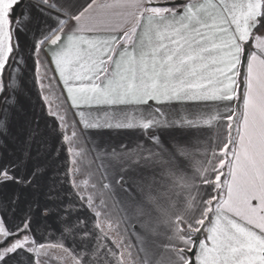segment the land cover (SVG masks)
Wrapping results in <instances>:
<instances>
[{
    "label": "snow or ice",
    "instance_id": "6c2138e0",
    "mask_svg": "<svg viewBox=\"0 0 264 264\" xmlns=\"http://www.w3.org/2000/svg\"><path fill=\"white\" fill-rule=\"evenodd\" d=\"M0 264H264V0H0Z\"/></svg>",
    "mask_w": 264,
    "mask_h": 264
},
{
    "label": "trees",
    "instance_id": "16d2710c",
    "mask_svg": "<svg viewBox=\"0 0 264 264\" xmlns=\"http://www.w3.org/2000/svg\"><path fill=\"white\" fill-rule=\"evenodd\" d=\"M49 101L52 104L53 107H56L58 104L62 102V97L60 96V90L56 89L51 96H49ZM111 203V201H110ZM113 211H116L115 208H113ZM121 227L123 229H127L128 233H131L130 230L128 229L126 223L122 224Z\"/></svg>",
    "mask_w": 264,
    "mask_h": 264
},
{
    "label": "crops",
    "instance_id": "0c3cea01",
    "mask_svg": "<svg viewBox=\"0 0 264 264\" xmlns=\"http://www.w3.org/2000/svg\"><path fill=\"white\" fill-rule=\"evenodd\" d=\"M35 98L33 99V103H35ZM126 225L128 227V229L130 230L131 233L134 234V227H135V222L134 221H128L126 222Z\"/></svg>",
    "mask_w": 264,
    "mask_h": 264
}]
</instances>
